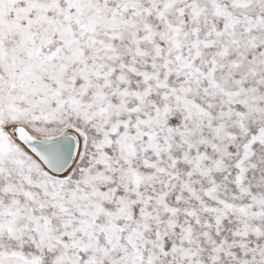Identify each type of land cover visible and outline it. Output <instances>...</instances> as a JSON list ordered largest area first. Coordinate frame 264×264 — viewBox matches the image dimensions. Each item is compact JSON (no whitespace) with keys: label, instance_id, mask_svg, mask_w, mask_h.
<instances>
[{"label":"snow or ice","instance_id":"snow-or-ice-1","mask_svg":"<svg viewBox=\"0 0 264 264\" xmlns=\"http://www.w3.org/2000/svg\"><path fill=\"white\" fill-rule=\"evenodd\" d=\"M0 264H264V0H0Z\"/></svg>","mask_w":264,"mask_h":264}]
</instances>
